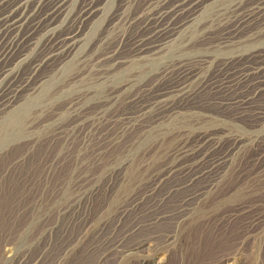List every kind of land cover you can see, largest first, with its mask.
I'll list each match as a JSON object with an SVG mask.
<instances>
[{"label": "rangeland", "instance_id": "1", "mask_svg": "<svg viewBox=\"0 0 264 264\" xmlns=\"http://www.w3.org/2000/svg\"><path fill=\"white\" fill-rule=\"evenodd\" d=\"M262 2L207 14L124 89L109 40L0 124V264H264Z\"/></svg>", "mask_w": 264, "mask_h": 264}, {"label": "bare ground", "instance_id": "2", "mask_svg": "<svg viewBox=\"0 0 264 264\" xmlns=\"http://www.w3.org/2000/svg\"><path fill=\"white\" fill-rule=\"evenodd\" d=\"M243 1L0 0V124L5 122L7 128L28 112L36 100L39 107L41 101L44 104V99L52 95L48 93L50 88L64 74H67L65 77L75 75L73 69L89 63L94 50L109 44V40L117 44L106 54L109 66L113 62V65L127 66H121L124 68L121 73L113 74V77L117 75L116 88L134 86L141 73L154 72L153 58L179 39L188 37L207 14L223 19L228 11L236 12ZM255 4L243 16L250 18L264 13V2ZM215 22L212 19L210 25ZM126 46L127 55H123ZM20 47L19 53H15ZM117 49L122 50L117 52ZM175 50L172 46L168 55ZM210 53L205 56L212 58L221 52ZM27 63L29 71L16 80L21 67ZM53 63L56 64L49 74L35 75L38 68ZM96 63L101 66L100 61L95 60ZM4 127L1 129L5 136Z\"/></svg>", "mask_w": 264, "mask_h": 264}]
</instances>
